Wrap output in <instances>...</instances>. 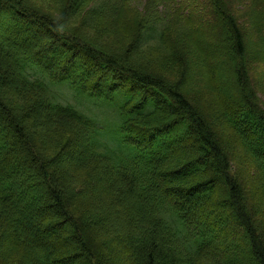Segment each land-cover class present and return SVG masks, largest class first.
<instances>
[{"label":"trees","instance_id":"trees-1","mask_svg":"<svg viewBox=\"0 0 264 264\" xmlns=\"http://www.w3.org/2000/svg\"><path fill=\"white\" fill-rule=\"evenodd\" d=\"M232 10L0 0V264H264V92Z\"/></svg>","mask_w":264,"mask_h":264},{"label":"rangeland","instance_id":"rangeland-1","mask_svg":"<svg viewBox=\"0 0 264 264\" xmlns=\"http://www.w3.org/2000/svg\"><path fill=\"white\" fill-rule=\"evenodd\" d=\"M226 1L233 9L230 14H235L240 19V24L245 28L243 36L245 42L247 43V48L244 61L246 62L247 69L250 72L249 74L251 75L253 82L258 83L260 87L262 86L261 89L264 92V50L262 49V46H264V33L259 35L258 33L254 32V28L251 24L252 20L250 19V16L254 14V11L250 9L251 5H248L247 2L243 0ZM135 5L138 6L139 9H142V3H135ZM255 13H262V11L258 10L257 12L255 10ZM154 41L155 40L153 39V42ZM141 44L143 45V42ZM162 66L166 67V64L163 63ZM223 68L225 67L223 66ZM54 92L55 89H53V93ZM56 101L61 102V99H56ZM62 101L64 100L62 99Z\"/></svg>","mask_w":264,"mask_h":264},{"label":"bare ground","instance_id":"bare-ground-1","mask_svg":"<svg viewBox=\"0 0 264 264\" xmlns=\"http://www.w3.org/2000/svg\"><path fill=\"white\" fill-rule=\"evenodd\" d=\"M251 87L253 86V83L251 82ZM250 87V88H251ZM257 95H255V98L257 102L261 103L264 100V95H262L258 90H256Z\"/></svg>","mask_w":264,"mask_h":264}]
</instances>
